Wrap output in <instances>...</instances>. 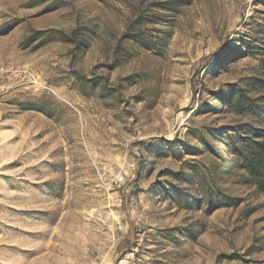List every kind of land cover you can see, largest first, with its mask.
Masks as SVG:
<instances>
[{"label": "rangeland", "instance_id": "374dc122", "mask_svg": "<svg viewBox=\"0 0 264 264\" xmlns=\"http://www.w3.org/2000/svg\"><path fill=\"white\" fill-rule=\"evenodd\" d=\"M262 84L264 0H0V264H264Z\"/></svg>", "mask_w": 264, "mask_h": 264}, {"label": "trees", "instance_id": "16d2710c", "mask_svg": "<svg viewBox=\"0 0 264 264\" xmlns=\"http://www.w3.org/2000/svg\"><path fill=\"white\" fill-rule=\"evenodd\" d=\"M258 98L264 102V94ZM254 101V99L238 92L228 105L240 114H251L254 111L252 106ZM245 145V150H234L233 154L236 155L238 165L246 172L248 181L258 190L264 192V136L256 135L254 140L247 141ZM221 201V206L224 207L235 205L232 198L222 196Z\"/></svg>", "mask_w": 264, "mask_h": 264}]
</instances>
